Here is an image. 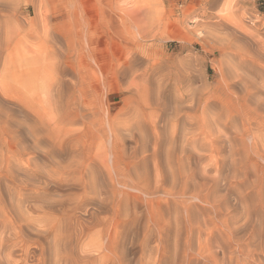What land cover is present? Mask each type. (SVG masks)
Instances as JSON below:
<instances>
[{
  "label": "bare ground",
  "instance_id": "bare-ground-1",
  "mask_svg": "<svg viewBox=\"0 0 264 264\" xmlns=\"http://www.w3.org/2000/svg\"><path fill=\"white\" fill-rule=\"evenodd\" d=\"M142 1L143 0H141V2ZM131 2L133 4L135 3L133 1ZM145 4H147L146 1ZM40 24L41 22L39 25ZM2 26L0 21V62L1 65L5 64V67L1 66L5 69H1L2 71H0V264H127L125 259L126 253L124 254V242L119 227L123 221L121 216L130 217L132 214L129 213V210L137 208V202L134 203L135 201H141L146 204L148 213L146 231H152L151 229L156 226L155 248L158 252L162 253L159 260L161 264V262L167 261L164 260L165 257L163 258V254L165 253L166 255V249H169L167 245H170V243H167L168 235H165L166 232L164 233V229L160 227L162 224L158 223L161 218L158 219V221L155 218L157 216L154 214L155 210H153L151 201L154 203V198H158L156 195L162 192L175 198H181V200H185L186 203L189 197L186 195H188V191H191V182L195 181V178L193 177V180L191 175H187L188 172H186V174L184 173L187 171L185 166L188 163L183 167V164L181 166V162H179L180 168L183 167L185 170L184 172H180L184 173V176L178 174L179 176L177 177L176 173H174L175 170L172 171L170 169L171 171L169 173L172 178L170 179L172 180V184L170 183L171 186L169 185L170 188H166L167 186H154V181H151V183H153L152 187L149 183L151 179L149 180L147 177L150 174H147V171L151 169L149 170L146 167L147 162L151 159L149 155V153H151L149 146L151 145L152 148L151 155L153 159H156L161 154V148L162 146L165 147L163 143L165 144L166 141L174 145V143L179 140V147L181 146V149H179L181 151H191V153L193 151L198 153L197 150L194 151L193 145L196 144L198 140L194 136L198 134L206 136L214 134L212 132H217L220 134H218V136L216 135L215 138L211 137L210 140H208V145L211 148H219L221 152V150H224L226 147H229V149L232 147L233 149V146L236 145H234L235 140L239 139V137L242 138L246 133L257 130L262 133V140H252L255 142V144L253 143L254 146L258 142H261L260 148L258 146L259 144L256 145L255 151L257 155H255L258 159L264 160V97L261 96L256 99L253 93L250 92L252 89L250 91L244 90L243 92L239 91L240 93H237L232 90V85H228L226 90L227 94L225 96L223 95L224 97L219 100L220 107L224 111L216 115L212 120L202 117V115H197V107L194 105L199 104L194 102V107L189 106L186 110L184 106L176 104L178 106L175 110V119H170L169 116L171 115L166 116L168 112L164 115V112H162L163 109H161L162 111L159 114L156 112L157 115L155 117L153 114H151L153 116L150 117L143 112L145 115L143 114V117L139 116L141 118L134 122L132 121L135 117H133L134 119L131 122L130 118V120L128 119L129 121L126 119V122H121L120 120L119 122L123 123V125H120L121 127L123 126L121 130L120 127L115 126L118 119H116L117 122L114 123L112 118H107L108 116L105 117L104 115L106 114H104L103 116L107 119L105 120L103 117L105 121L98 123L97 116L95 115L96 110L91 118L87 115L86 100L88 99V93H86L85 80L80 69V65H82L80 61L83 56V42H81L80 35L78 34L79 31H73L74 33H58L53 31L52 28H46L47 26L43 23V33L41 31L40 33L47 37V45L44 44L46 43V40H44L41 44L42 46H40L43 47L41 58L45 61V66L49 67L52 71L50 74L39 77L42 79L41 86L31 88L28 82L23 80V73L18 74L16 71L7 67L9 62H13V56L10 57L7 51L4 57L3 53L5 50H1L4 46V48L8 50V45L10 44L5 40L6 37H8V33H6V37H4L5 35H1V29L5 27ZM37 28V24H29L27 29L25 28L27 30L26 33L33 37L35 33L38 32ZM36 35H39V32ZM2 37L3 39L5 38L4 40L6 42ZM42 38L43 35L41 39ZM37 40L39 41V38ZM7 61L8 64L6 66ZM133 62L134 59H130L129 57L126 63L120 65L122 69L119 73L123 72L125 68H134ZM134 64H136V62ZM260 71L259 74H261ZM94 81L96 84L99 83V79H97L96 76ZM4 86L7 87L10 93L8 92L7 94L8 90L6 91ZM129 88L131 89V87H128V89ZM140 88L141 87L136 89L141 90ZM3 89L6 93L3 92ZM39 89L47 94L45 101H43L39 95ZM259 91L261 92V90ZM137 92L136 90L134 91L135 94ZM148 94L150 98L151 92L149 91ZM94 97L96 98V96ZM149 98L148 100H150ZM181 98L184 100L183 97ZM155 101L156 100H154V102ZM185 101L187 100L185 99ZM148 102L149 101H147V103ZM153 103H149L151 108V104ZM207 105L208 104H205L202 107V113L208 108ZM213 105L214 104H211V107ZM149 106L146 107V109L149 108ZM39 107H41L45 113L48 112V107L55 112L56 119L53 121L61 128L60 131L56 130V128H59L56 126L54 130L58 132L57 134L52 130L54 134L47 131L48 125L46 126V124L49 123V120L47 119V123L46 119H43V112L39 110ZM155 107L157 108V105H155ZM160 107H158V110ZM164 109H166V107ZM140 111H142V107ZM171 111L173 110L170 109L169 113ZM89 114L91 115L90 112ZM128 114H130L128 116L130 117L132 112ZM133 115L135 116V114ZM114 117H117V115ZM124 119L122 117V120ZM77 123L81 126L73 129L72 126ZM68 126H71V128ZM103 128L107 129V131L109 130L107 133L110 132L109 135L111 137L110 145L108 144V151L110 153L108 164L107 160L103 161L102 156L97 152L100 148H98V141L99 139L101 140V136L104 135L100 133ZM44 129H46V132ZM134 129H138V132H141V134L139 133V138L135 137L138 133L135 135H133L134 133L131 134L135 145L132 146L133 148H131L132 150L129 152L130 155H128V159L125 158L127 154L125 153L126 147L124 146L127 140L124 139L125 136L123 137L124 134L122 131L131 132L134 131ZM185 129L191 134V138L188 139L181 133L183 132L182 130ZM48 130L50 129L48 128ZM180 133L183 135L181 139L179 138ZM103 137L105 138V136ZM127 137L131 136L127 135ZM172 145L171 147H173ZM176 145L178 144H175L174 147ZM239 146L238 148H241ZM247 146L249 148V144ZM164 149L162 148V152H164ZM178 150H175V153ZM168 151L169 153L171 152L170 148ZM244 151L243 148V152ZM237 153L236 155H238ZM175 155L173 156L175 157ZM179 155L181 156V154ZM225 155H228V152ZM162 156L165 155L163 154ZM167 156L171 155L169 154ZM196 157L198 158V156ZM159 158L161 159V157ZM163 158L164 157H162V160ZM211 158L214 157L211 156ZM237 158L236 156L232 157V162H234V164L236 163V166H233L234 168L231 167L233 169L231 172L224 171L227 170V167L224 169L226 164L223 165L224 167L218 166L217 164L214 174H211L210 170L209 174L211 175H207L206 172H203L202 174H204V176H198L203 177L202 183H199V187L196 185L198 188L195 186L198 192L193 194H191L192 191L190 192L191 199H198L206 203L208 205L207 208L210 209L207 215L204 214L206 217H201L203 218L202 220H204L203 222L208 223L212 229L209 236V249L208 246L205 245V249H208V251L210 250L209 256H202L205 259V263L203 262L204 264H264L263 170H259V164L255 161L250 162V157H248V155H246L244 159L242 154ZM164 160L161 162L164 163L167 161ZM173 160H170V162H173ZM228 160L227 164H229ZM156 161L160 162L159 160ZM185 162H187V160ZM150 163L151 162H149V164ZM165 163L164 169L168 170ZM197 165L199 166V164ZM156 167H158V165H156L155 168ZM176 168H178V166H176ZM176 168L172 167V169ZM200 168L199 166L198 169ZM189 170L191 172V167ZM163 174H161V176H164L163 182L166 183L165 180L168 177L165 173ZM152 177L154 178L156 176ZM153 178L152 180H154ZM156 178L158 179V177ZM159 182L158 184H161ZM180 182L182 183L181 185ZM182 185L184 186L183 188ZM220 188L225 190L226 193L234 194L232 199H230L231 203L224 196V201L227 200L226 204H221L222 200L220 199V202L217 197L220 194L216 196ZM254 192H259V199L253 200L252 196ZM129 199L133 200L132 205H130ZM172 200L174 204L178 202L176 199ZM174 200H176V202ZM191 203L192 202L189 204L191 205ZM194 203L195 202H193L192 205L196 207L197 205ZM197 203L201 204L198 201ZM179 204H176V206H179ZM207 208H204V210H207ZM178 211L182 213V210L178 209ZM156 213H158V211ZM175 213L178 212L175 211ZM200 215H202V212ZM176 216L179 215L176 214ZM195 216L197 215L195 214ZM197 220L200 223V220ZM175 221H173L172 216V222ZM190 222L194 224L195 220L193 221L192 219ZM182 224H184V222ZM151 226L153 227L151 228ZM149 227L150 229H148ZM182 227H185V225H182L180 228L184 231L185 228L183 229ZM186 227L188 230L187 224ZM178 228L175 227V230ZM196 229H198V227ZM189 230L193 231L192 228H189ZM199 231H197V233ZM174 233H176V231H174ZM181 233L183 232L181 231ZM181 233L179 234L181 235ZM186 233L185 231L183 234ZM179 234L176 233L175 236L173 235L174 239L171 242L172 246L170 245V249H173L174 255L177 256V260L179 254L178 264H189L187 252H185L187 248L185 245L188 241L185 242V239L181 240ZM207 235L208 234H206V236ZM182 241L186 244L184 245L181 243ZM202 241L200 240V242ZM155 253L157 252L155 251Z\"/></svg>",
  "mask_w": 264,
  "mask_h": 264
},
{
  "label": "rangeland",
  "instance_id": "rangeland-1",
  "mask_svg": "<svg viewBox=\"0 0 264 264\" xmlns=\"http://www.w3.org/2000/svg\"><path fill=\"white\" fill-rule=\"evenodd\" d=\"M131 1L135 3L133 4ZM145 1L147 4H145ZM145 1L143 0L141 2V0H0V9H1L0 21L3 25L2 27L5 26L3 29H1L2 31L1 35L2 36L5 35L4 37H6L7 35L6 33H8L9 38L6 37V39L5 38L4 39L8 42V44L10 43L8 45L9 48L8 50L4 48L5 46L3 47L4 49L2 48L1 50H5V52L3 51L4 52L3 55L8 51L9 56L10 57L13 56L12 57L13 62H9L8 64L7 61L6 66L8 64L7 67L13 71H16V73L18 74L23 73L24 74L23 80L27 81L28 85L31 88L34 87L37 88L42 85V79L39 77H42L45 74H50L52 71L49 67L45 66V61L41 58V54H42L41 51L43 50L42 49L43 47L40 46H42L41 44L44 42V40L47 39V37H45L44 34L40 33V31L43 33V23H45V26H47L46 28H50V29L52 28L53 31L58 33H64V32L72 33L73 31L76 30L79 31L78 34L80 35L81 42H83L82 43L83 56H82V60L80 61V64H82L80 65L81 66L80 69L84 76L86 90L88 91L87 92L85 90L86 93H88L87 94L88 99L86 100L87 115L89 118H91L96 110L95 115L97 116L96 118L98 123L104 122L107 118H112L115 123L117 122L116 119H118V122L115 123V126L120 127L121 130L123 127L120 126L123 125V123L121 122L124 121L126 122V119L127 121L131 119L130 120L131 122L134 119L133 117H135V119L132 121L134 122L135 120L143 117L144 113L149 115L150 117H152L153 115L155 117L157 113L159 114L162 111L161 109H163L162 112H164V115H166L168 112L166 116L171 115L169 116V118L175 119V110L178 105L184 106L185 110L189 106L190 107L195 106L197 107V115H202V117L212 120L213 118L216 117V115L224 111L220 107L219 100L220 98L222 99V97H224L227 94L226 90L228 85H232V90L237 93L239 91L240 92H243L244 90L250 91L252 89L250 92L253 93V96H255L256 99L260 98L261 96L264 97L263 96L264 72H262L264 71V0H145ZM40 22L41 24L39 25ZM29 24H33V25L37 24L38 27L37 31L39 32V35H36L38 34L37 32L35 33L36 36L34 35L33 37H31L32 35L30 36V34L26 33L27 32L26 29L29 26ZM42 35L44 38V39L42 38L43 40L41 39ZM13 36L16 38H14ZM35 37L37 39L39 38V41L41 42H39ZM44 44L47 45V40L46 43ZM129 57L130 59H134L133 62L134 68L130 67L131 70L129 68H125L123 72L119 73L120 70L122 69L121 68L122 66L120 67V65L126 63L127 60H129ZM1 61L3 60L1 59ZM135 62L136 64H134ZM4 65H1L0 62V71L5 69L1 67ZM125 70L126 71L128 70L129 72L127 71L128 72L127 73ZM259 71L261 72V74H259ZM95 76L97 77V79H99V83L97 84L94 81ZM128 87H131V89L130 88L128 89ZM139 87H141L140 88L141 90H137L139 89ZM4 89L6 91L8 90L7 87H5ZM4 89L3 92H5ZM135 90L138 91L137 92L138 94L136 93L137 95L134 93ZM259 90L263 92L261 93ZM149 91L151 92L150 98L148 94ZM8 92L9 90L7 91V94ZM152 92L154 93V95ZM39 95L41 96L43 101L46 100L45 98H47V94L44 93L43 90L39 89ZM94 96H96V98ZM181 97H183L184 100ZM148 98L150 100H148ZM185 99L187 101H185ZM154 100L156 101L154 102ZM147 101L149 102L147 103ZM194 102L199 105H194L195 104ZM149 103H153L151 104L152 108L154 107L153 109L151 108V106H149ZM205 104H208L207 105L208 108L206 107L207 109H205L202 113V107ZM211 104H214L212 106L213 108L211 107ZM155 105H157V108L155 107ZM140 106L142 107V111H140L141 110ZM145 106L146 107L149 106L150 109L149 108L146 109ZM160 106L163 107L161 108ZM158 107H160L159 110ZM165 107L166 109H164ZM135 108H137L138 110ZM169 108L173 110L170 113H169L170 111ZM39 110L43 112V119L44 120L46 119L47 123L49 120V123L46 124V126L48 125L47 131L49 133H51L52 131L56 132V130L59 131L61 130L60 126H57L54 122L56 119V115L55 112L52 111L50 107H48L47 113H45L41 107H39ZM207 110L210 111L208 112ZM89 112L91 113V115L89 114ZM131 112H132L131 116L128 117L130 115L128 113ZM133 114H135V116ZM100 115L102 119L100 118ZM103 115L105 117L107 116L108 117L105 118ZM116 115L117 117H114ZM103 117L105 120L103 119ZM122 117L123 119L124 118L125 119L122 120ZM120 120L121 122H119ZM50 121L52 122V124ZM79 123L74 124L72 128L75 129V127L76 128L80 127L81 125H79ZM56 126L59 128L57 129ZM68 127L71 128V126ZM48 128L50 130H48ZM55 128L56 130H54ZM44 130L46 132V129ZM101 131H100V133H102L101 135L104 134L103 136H105V138L101 136V140L99 139L98 148L99 147L100 148L97 150V152L100 153L99 155L102 156L103 161L107 160V164H108L110 160V153L108 151L109 149L108 144L110 143V139H111L109 135L110 132L107 133L109 130L107 131V129L105 128H103ZM134 131L131 132L124 130L122 131L124 134L123 137L125 136L124 139L127 140L125 141L124 146L126 147L125 153L127 154V155L125 154L126 155L125 158L128 159H129L128 155H130L129 152H131L132 150L131 148H133L132 146L135 145L131 134L134 133L133 135H135L136 133H138L136 134L138 136L135 135V137L137 138H139V133L141 134V132H138V129H134ZM182 131L183 132L181 133L184 134V137H187L188 139L191 138V134H189L186 129ZM254 131H253L254 133L249 132L243 135L242 138L243 137L245 138V139L243 138V140L240 137L239 139L236 138L239 142L235 140L234 145L235 144L236 145L233 146L234 147L233 149L232 147L230 149L229 147H226L225 148L226 150L225 149L221 150V152L219 148L216 147L211 148L208 145V140H210L211 137L215 138L216 135L218 136V134H220L217 132H212L214 133L211 134L212 136L211 135L203 136L201 134L194 136L198 139L197 143L193 145L194 151L197 150L198 153L193 151L192 153L191 151L190 152L181 151L180 150L181 146L179 147V143H180L179 140L176 141V143H174V145L178 144L176 145L178 147L176 146L174 147V145H172L170 142L167 143L168 141H166L165 143L166 145L163 143L165 147L162 146L163 149L165 148L164 149L165 153L162 152L163 150L161 148V152H160L161 156L159 155L158 152L159 155L157 157L158 159L157 158L153 159L151 155L152 153L151 145L150 146L148 145L150 147L149 150L151 151V153H149L150 151L148 152L149 155L151 156V159H149V161L147 162L146 167L149 170L151 169L150 170L151 172L147 171V174L150 173L149 175L151 178L149 177V175L147 177L149 178V180L151 179L149 181L151 186L154 183V186H162V187L167 186L166 188H170L171 186L170 183L172 184V180L170 179L172 178L169 172L171 170L172 171L175 170L174 173H176L177 177L179 175L184 176L186 172H188L187 175L189 176L191 175L192 178L193 177L195 178L196 182L193 181L194 178L193 180L191 179L195 184L194 185L193 182H191L192 184L190 187L192 192L188 191V195H186L189 196L188 200L186 201V203L188 202L187 204L185 203V200L183 201L181 200V198L178 197L175 198L171 195H167L162 192H159L156 195L158 196V198H154V203H152L151 201V204H153L152 206L153 210H155L154 214H156L155 216H157L155 218L157 219V221L158 219L161 218L158 223L162 224V225L159 224L160 227L164 229V233L166 232L165 235L166 234L168 235L167 243H170V245L172 246L171 242L174 239L173 235L175 236L176 233L179 234L181 233V231L183 233L185 231L187 232L186 234L181 233V235L179 234V236L181 240L185 239V242L188 241L187 244L185 243L186 245L184 244V241H182L181 243H183L185 247H187L185 252H187V260H189L188 261L189 264H204L205 259L202 256L208 257L210 253L209 252L210 250L208 251L210 246L209 236L212 229L210 228L211 226L208 223H205L203 222L204 220H202L204 217H206L207 212L210 211V209L207 208L208 205L206 203L199 201L198 199L197 200L191 199V194L198 192L197 188L202 183L203 177H198V176L199 175L204 176V174H202L203 172L204 173L206 172L207 175L214 174L217 164L218 166H223L226 164L225 167L224 166L223 167L224 169L227 167L226 168L227 170L224 171L231 172L233 170L232 168L236 166V163L234 164V162H232V157L236 156L237 158L239 157V155L241 156V154L243 159L246 155H248V157H250V162L255 161L256 163H258L259 164L258 168L259 170L260 169L263 170V176H264V160L258 159L255 151L257 147L256 145L259 144L258 146L260 148L261 142L260 143L258 142L255 146L253 145V143L255 144V142L253 141L262 140L261 139L262 133L257 130ZM53 132L52 134H54ZM57 133L58 132H56V134ZM181 133L179 134L180 139L183 136ZM127 135L131 137H127ZM252 135L255 138H253ZM236 141L240 144H238ZM248 144H249V148L247 146ZM171 145L173 147H171ZM238 146L241 148H238ZM169 148L171 150L170 153L168 151ZM243 148L245 150L244 152H243ZM174 149L175 150L179 149L180 151L178 150L175 153ZM224 151L225 154L228 152V155H225ZM172 152L175 153L176 155L173 154ZM183 152L189 154H185ZM235 152L236 153L238 152L237 153L238 155H236ZM163 154L165 156H162ZM169 154L171 156H167ZM179 154H181V156ZM192 154L195 156H193ZM173 155H175V157ZM196 156H198V158L199 157L201 158V159L199 158L200 161ZM211 156L214 158H211ZM159 157H161V159ZM162 157H164L165 160H167L165 161L163 158V160L166 162L164 163L167 165L168 170L164 169L165 165L164 163H162L163 162ZM228 157L230 162L228 160ZM156 160L162 162L160 163ZM170 160H173V162H170ZM186 160L187 162H185ZM227 160L229 164H227ZM149 162L151 163L149 164ZM179 162H181V166L183 164V167L186 165V163H188L185 166V169L187 171H185L183 167H182L183 169L180 168L181 166H179L180 165ZM154 163L155 164L158 163L156 165H158L159 168L158 167L155 168L156 165ZM192 163L194 166L199 164V166L201 167L200 169H198L199 167L198 165L195 166L199 170V173L198 170L192 165ZM176 166H178V168H176ZM172 167L176 169H172ZM190 167H191V172L189 170ZM209 170L211 171V174H209L210 173ZM162 172L165 173V175H167L168 177V178L166 177L167 179L165 180L167 184L163 182L164 176L163 177L161 176V174H163ZM180 172H184L185 174ZM195 173L198 175H196ZM152 176H156L158 177V179L156 177L153 178ZM152 178L154 180H152ZM151 181L154 182L151 183ZM157 181L162 185L158 184ZM181 184L182 183L180 182V185ZM195 186L197 188H195ZM183 187L184 186L182 185V188ZM194 188L196 191L194 190ZM222 190L223 189L220 188L216 194V196L219 194L221 195V196L220 195L217 196L220 202L222 200L221 204L225 205L227 200L230 201L231 203L230 199H232L234 194L226 193L225 190H223L222 192ZM259 195H260L259 192H254L252 196L253 200L259 199L258 197ZM224 196L227 199L226 201H224L225 200ZM171 198L178 200V202L174 200L176 202L174 204ZM189 201L192 202L191 205L189 204L190 203ZM197 201L200 202L201 204L197 203ZM129 202L130 205L133 204L132 199H129ZM193 202L196 203L197 205V206L195 205L196 207L192 205ZM134 203L137 204V208L136 209L132 208L129 210V213L132 214L130 217L121 216V219L123 221L121 226L119 227L124 242V251H125L124 254L126 253L125 256L126 263L127 264H158V263L160 264L159 260L162 253L158 252L157 249L155 248L156 226L155 227L151 226V228L153 227L151 229L153 232L150 230L146 231L147 219H148L146 204L141 201H135ZM176 204H179V206H176ZM181 204L183 205L182 208H181L182 206ZM204 208L205 209L207 208V210H204ZM156 209L158 213H156L157 212ZM178 209L182 210V213L181 211L179 213ZM175 211L178 213H175ZM193 212L194 213L196 212L195 214L197 216H195ZM197 212H199L200 214L202 212V215H200ZM176 214H178L179 216H176ZM172 216H173V221L176 220L175 222H172ZM175 216L178 217L179 220H182L183 218L182 221L184 222V224H182L183 222L179 221L178 218H176ZM194 216L196 219L194 218ZM191 218L193 219V221L195 220L194 224L196 225H194L193 222H190V220H192ZM197 219L200 220V223ZM185 222L188 226V230ZM172 224H174L176 228H178L179 226V228L175 230V227ZM182 225L183 226L185 225V227H182L183 229L185 228L184 231L180 229ZM197 227L198 229H196ZM189 228L190 229L192 228L194 232L189 230ZM148 229H150V227ZM174 231H176V233H174ZM197 231H199L200 233L199 232L197 233ZM206 234L208 235L206 236ZM200 240L201 241L203 240L202 241L203 243L200 242ZM170 245H167V248L170 249L171 248ZM205 245L208 246V249H205L206 248ZM169 249H166V255L165 253L163 254L164 255L163 258L165 257L164 260L167 261L161 262V264H178L180 257L179 254L177 260V256L174 255L173 249H170V251ZM155 251L157 253H155Z\"/></svg>",
  "mask_w": 264,
  "mask_h": 264
}]
</instances>
